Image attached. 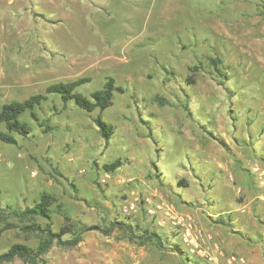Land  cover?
<instances>
[{"label":"rangeland","instance_id":"rangeland-1","mask_svg":"<svg viewBox=\"0 0 264 264\" xmlns=\"http://www.w3.org/2000/svg\"><path fill=\"white\" fill-rule=\"evenodd\" d=\"M210 56L221 58L220 72ZM85 76L91 78L82 88L86 94L108 76L125 88L101 113L113 124L110 140L94 121L99 110L64 105L55 96L38 110L51 128L27 115L28 136L15 133V144L0 139L6 218L0 227L15 224L0 236V253L16 242L38 246L43 234L24 230L28 221L14 209L49 191L79 223L128 218L157 230L167 247L94 229L75 246L54 243L36 264H227L220 252L263 264L264 0H0V108L51 83ZM118 158L122 165L101 182L103 164ZM210 160L230 164V173ZM134 191L158 193L194 220L203 252L189 249L182 229L144 211L125 213ZM215 206L228 211L218 219L242 232L253 228L256 240L214 221L209 213ZM54 210L53 229L60 231L65 219ZM35 222L47 224L44 218ZM216 231L233 240L234 251L225 250ZM250 244L256 262L248 259ZM1 264L33 263L16 257Z\"/></svg>","mask_w":264,"mask_h":264},{"label":"trees","instance_id":"trees-1","mask_svg":"<svg viewBox=\"0 0 264 264\" xmlns=\"http://www.w3.org/2000/svg\"><path fill=\"white\" fill-rule=\"evenodd\" d=\"M209 60L220 72V66L222 65L221 58L219 56H210ZM195 69L196 68H192V70ZM90 80V77L85 76L71 81L54 82L49 84L43 92L34 93L24 100H12L3 103L0 108V122L5 124L7 131L0 132V139L7 143L15 144L18 142L14 135L15 133L28 136L32 131V126L25 118L27 115H30L35 121L40 122L47 130L51 128L48 118H44L40 121L38 110L43 109L44 103L48 101L51 96H55L59 97L64 105L73 102L78 107L89 112L99 110L100 113L94 118V121L102 136L109 141L114 129L113 124L105 121L101 113L113 104L117 92H125V88L117 84L115 77L108 76L102 87L94 89L89 94H86L82 88L86 86ZM156 99L163 105L167 103V100L159 96H157ZM56 108L55 106L54 109ZM95 164L98 166L97 161ZM121 165L122 161L118 158L113 162L104 163L102 168L104 171L114 173ZM1 203L0 199V219L4 220L6 218L3 216ZM8 207L12 208L11 205H8ZM54 209L60 212L65 219V225L60 231H55L53 229L52 220ZM141 211L146 213L143 208ZM14 212L23 222L28 221V223L23 225L24 230L41 232L43 237L35 248L26 243L16 242L12 244L6 251L0 253V264L11 262L16 257H20L29 263H39L43 255L49 251L54 243L66 247L75 246L82 241L85 232L94 229L100 230L105 234H111L114 230H119L136 243L145 244L147 242H152L160 248L167 247L165 239L157 230L142 227L138 222L133 224L126 220L128 218H115L104 225L79 223V221H75L71 218L68 210L59 202L58 197L49 191H44L38 199H35L32 205L26 206L25 208H16ZM39 218L47 220L46 226H42L40 223L35 222L36 219ZM220 219L215 221L228 225L234 232L244 236V232L236 230L235 223L233 224L231 221ZM14 226V223L6 221L5 225L0 227V236L3 231ZM67 234H69V237L65 238L64 236ZM262 237V235H259V238ZM171 248L176 251L181 250V253L183 251L180 246H173Z\"/></svg>","mask_w":264,"mask_h":264},{"label":"built area","instance_id":"built-area-1","mask_svg":"<svg viewBox=\"0 0 264 264\" xmlns=\"http://www.w3.org/2000/svg\"><path fill=\"white\" fill-rule=\"evenodd\" d=\"M111 176V172L105 171L100 180L104 183L109 180ZM124 181L130 182L133 181V179L131 177H125ZM142 208L146 211L147 215L156 218L162 225L170 224L173 227L182 229L183 237L190 245L189 249L193 252L195 249H198L199 253L203 252L204 249L199 247V243L197 242V234L200 230L199 225L191 218L181 216L176 211L174 205L168 203L160 194L150 193L142 196L134 191V195L131 198H126L123 204L125 213L141 211ZM195 228H197L198 231H195ZM220 254L224 257V261L227 264H249L244 256L235 253L225 254L224 252H220ZM206 257H208V259H213V257L210 256Z\"/></svg>","mask_w":264,"mask_h":264},{"label":"crops","instance_id":"crops-1","mask_svg":"<svg viewBox=\"0 0 264 264\" xmlns=\"http://www.w3.org/2000/svg\"><path fill=\"white\" fill-rule=\"evenodd\" d=\"M210 161H212L213 162V165H214V167L217 169V170H219L220 171V169H223L224 170V168H225V171L223 172V173H230V169H229V167H230V164H228L227 166H225L224 165V163H218L217 165H216V161H213V160H210ZM221 172V171H220ZM226 185V184H225ZM224 195V194H223ZM225 199V198H224ZM210 201H215V200H210ZM209 201V202H210ZM215 203V202H214ZM205 204V208L209 211L210 209H208L207 207H206V203H204ZM212 204V203H211ZM216 207L217 206H215L214 207V209L213 210H211L212 212L211 213H209V215L211 216V218L212 219H214V221L215 220H217L218 218L217 217H220L221 215H225L228 211L226 210V211H220V212H217L215 209H216ZM205 209V210H206ZM196 211V213L198 214L199 212L197 211V210H195ZM214 212V213H213ZM262 213H263V216H264V211L262 210ZM200 215H202V214H200ZM203 215H205L204 213H203ZM213 215V216H212ZM251 219V218H250ZM200 220H201V216H200ZM209 221V220H208ZM201 222V221H200ZM203 225H204V222H201ZM242 227V226H241ZM208 228H211V227H208ZM229 228V227H228ZM243 232H244V236L243 237H245L246 238V240L248 241V242H250V243H252V242H254L255 240H256V236H257V232H253L254 230H253V228H249L248 226H245L244 228H243ZM216 233V235H217V237H218V239L220 240V242H221V244H223L224 246H225V250L226 251H228V252H231V251H234V250H232V249H230L229 248V243H232L233 242V240H231V238H229L225 233H223V232H219V231H216L215 232ZM235 234V233H234ZM263 234V235H262ZM261 235L263 236V238H264V232H262L261 233ZM242 237V236H241ZM242 237V239H244ZM251 245L252 244H250V247H249V250H248V259H250V261L251 262H256L257 261V259H256V255L254 254V249L251 247ZM264 264V263H263Z\"/></svg>","mask_w":264,"mask_h":264}]
</instances>
